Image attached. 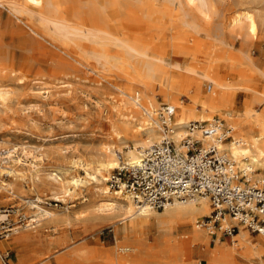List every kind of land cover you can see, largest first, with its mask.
<instances>
[{"label":"rangeland","instance_id":"rangeland-1","mask_svg":"<svg viewBox=\"0 0 264 264\" xmlns=\"http://www.w3.org/2000/svg\"><path fill=\"white\" fill-rule=\"evenodd\" d=\"M78 1L88 9L98 6L101 0ZM115 1L136 19L154 23L152 28L163 37L142 43L127 32L99 37L58 29L43 19L42 10L0 0V179L9 183L0 186V213L7 214L0 219V264H23L17 259L19 253L29 257L50 250L53 252L48 259L50 264H120L117 242L123 240L118 232L122 224L98 213L97 183L84 167L74 162L90 161L104 142L116 144L111 138L109 121L114 113L126 111L128 106L121 89L136 86L137 79L144 77L149 58L144 51L197 68L203 61L191 55L193 43L179 49L173 41L178 35H193L203 43L202 50L217 58L214 62L220 64L230 80L249 86L235 89L231 96L234 110L230 112L240 117L246 103L254 109H264V22H259L254 37L247 35L246 25L240 28L230 23L231 14L248 5L260 19V13H264L259 10V6H264L263 0L256 3L206 0L203 6L199 0H106L105 3ZM25 21L42 31L43 36ZM248 55L256 69L253 78H243L238 73L248 67ZM174 70L169 67L164 72L165 80L188 74L185 69ZM209 89L208 83L201 85L203 93L209 94L214 88ZM184 98L190 101L187 96ZM160 100V106L169 103L162 96ZM249 129L250 126H243V130ZM7 149L12 150L9 155ZM16 155L23 161H14ZM36 159L40 162L37 172L32 165ZM90 165L88 171L93 172ZM58 167L65 171V186L48 175ZM2 168L12 172L2 173ZM259 172L258 167L255 173ZM72 175L83 182L74 186ZM66 187H72L70 194L65 192ZM37 197L41 200L37 201ZM34 199L61 216L50 219L37 214L27 202ZM33 217L35 220H30ZM248 231L257 241L259 234ZM219 233L211 234L207 243L193 244L192 253L185 260L210 264L208 256L202 255L205 249L217 244L231 247L239 241V238L232 241L222 231ZM152 239L150 235L148 243ZM11 241L19 251L3 247ZM135 244L139 249L122 264H166L158 248H141L137 241ZM237 264H256V260L252 263L237 259Z\"/></svg>","mask_w":264,"mask_h":264},{"label":"bare ground","instance_id":"bare-ground-1","mask_svg":"<svg viewBox=\"0 0 264 264\" xmlns=\"http://www.w3.org/2000/svg\"><path fill=\"white\" fill-rule=\"evenodd\" d=\"M1 1L12 3L21 8L25 6L42 10L43 19L56 28L67 31L76 30L82 34L99 37H109L127 32L133 34L142 43H152L163 37L159 31L152 28L155 27L154 23L136 19L133 14L124 11L121 4L116 1L109 2V4L105 3L106 0H101L98 1L100 3L98 6H89L88 9L84 7V3L78 0ZM190 1L194 2L195 0ZM199 1L200 6L206 4V0ZM252 1L256 3V0ZM19 7L18 9H21ZM259 7V10H264V6ZM261 13V17L258 19L259 14L248 5L232 13L230 23L240 28L246 25L247 35L254 37L259 22H264V13ZM19 18L23 19L22 16ZM25 22L27 23V21ZM27 24L43 36L42 31L30 23ZM173 41L179 49L190 47L189 43L192 42L195 48L191 55L203 61V64L197 68L187 67L181 61L168 60L159 53L151 54L144 51L143 54L149 57L145 63L144 77L137 79L139 84L136 86L121 89L126 96L124 101L128 106L126 111L114 113L109 121L111 138L116 144L104 142L90 161L78 160L74 162L84 167L87 174L97 183L96 194L99 204L96 205V210L98 213L122 224L118 228V232L122 235L123 240L117 242L120 264L128 261V256L139 249L135 244L136 241L142 245L141 248L147 246L158 248L157 250L165 258L163 261L166 264H194L185 260L192 253L191 247L197 242H209L212 234L211 227H204L199 223L201 216L211 212V205L207 197L187 202L175 201L158 210L147 206H137L131 194L115 191L106 182L109 177L107 173L111 169L126 162L139 161L145 148L162 139L163 134L159 130L157 112L158 107H162L160 106V96L163 97V100L169 101L168 104L175 109V119L172 118L173 131L170 137L175 141L179 150L182 148L181 138L189 121L211 120L215 115L223 114L225 116L223 118H226L227 123L235 131L232 134L233 137L221 143L219 147L229 152L235 159L237 167H240L244 172L243 175L246 176L245 180H253L251 181L253 184H257L255 181L264 182V109L257 110L246 103V110L240 117L230 112L234 110L231 96L235 89L249 86L230 80L227 74L222 72L220 64L214 62L217 58L215 59L209 51L202 50L203 43L194 39L193 35H178L174 37ZM59 49L68 53L62 48ZM248 57V67L238 70L243 78H253L254 71H256L253 65L254 60L249 55ZM169 67L175 69L174 71L185 69L188 74L172 81L165 80L164 72ZM10 71L14 72L15 70L10 68ZM204 82L210 85V91L213 86L214 89L211 93L205 94L201 91V85ZM185 96L190 101H187ZM244 125L250 126L251 129L243 130ZM207 140L209 138H205V141ZM6 151L8 155L12 152L9 149ZM13 152L16 153V149ZM37 159L32 163L36 172L40 170V162ZM13 160L23 161L19 155H16ZM89 164H91L93 172L88 171ZM258 167L260 172L255 173ZM1 171L5 174L12 172L7 168H2ZM48 175L61 186H65L67 177L65 171L60 167L51 169ZM70 180L74 186L83 182L82 178L76 175H72ZM8 184L7 181L0 179V186ZM71 188L66 187L65 192L70 194ZM39 200L41 198L37 197V201ZM37 201L35 199L27 200L37 214L50 219H57L61 216L55 210L44 208ZM5 216L7 214L0 213V219ZM30 220L33 221L35 218ZM229 222V219L223 221L224 224ZM239 227V231L235 235V240L239 238V241L235 245L230 247L217 244L215 248H207L202 252V255L208 256L210 264H237V259L252 263L256 260V264H264V235L259 234L258 240L254 241L246 225L240 224ZM181 229L185 231L181 233ZM150 235L153 236V239L151 243H148ZM217 239L220 241L219 237ZM3 247H11L19 251L14 241L4 244ZM52 255L51 250L43 255L29 257L19 253L17 259L23 264H50L48 259Z\"/></svg>","mask_w":264,"mask_h":264},{"label":"built area","instance_id":"built-area-1","mask_svg":"<svg viewBox=\"0 0 264 264\" xmlns=\"http://www.w3.org/2000/svg\"><path fill=\"white\" fill-rule=\"evenodd\" d=\"M175 109L164 104L159 112L163 137L144 149L139 161L112 169L107 179L115 191L131 194L137 206L163 209L175 201L207 197L211 212L199 219L235 241L239 225L264 235V182L245 180L235 159L219 145L233 137L235 129L227 120H191L185 126L179 150L170 137ZM205 138L209 140L205 141ZM229 219V223L223 221Z\"/></svg>","mask_w":264,"mask_h":264}]
</instances>
